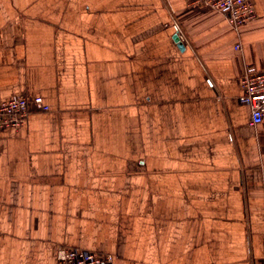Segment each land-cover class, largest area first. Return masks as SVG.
<instances>
[{
  "label": "crops",
  "instance_id": "1",
  "mask_svg": "<svg viewBox=\"0 0 264 264\" xmlns=\"http://www.w3.org/2000/svg\"><path fill=\"white\" fill-rule=\"evenodd\" d=\"M191 1L0 0V103L51 108L0 130V264H264V0Z\"/></svg>",
  "mask_w": 264,
  "mask_h": 264
},
{
  "label": "built area",
  "instance_id": "2",
  "mask_svg": "<svg viewBox=\"0 0 264 264\" xmlns=\"http://www.w3.org/2000/svg\"><path fill=\"white\" fill-rule=\"evenodd\" d=\"M191 5L207 6L228 16L230 23L239 28L253 21L257 12L253 0H192ZM239 102L250 109V124H264V70H248L241 78ZM50 106L40 96H15L0 103V130L20 128L33 110L49 112ZM58 264H115L110 253L97 254L82 248L60 247Z\"/></svg>",
  "mask_w": 264,
  "mask_h": 264
},
{
  "label": "water",
  "instance_id": "3",
  "mask_svg": "<svg viewBox=\"0 0 264 264\" xmlns=\"http://www.w3.org/2000/svg\"><path fill=\"white\" fill-rule=\"evenodd\" d=\"M175 40L178 43V47L183 50L184 49V44H183V42L180 41V38H179L178 34L175 36Z\"/></svg>",
  "mask_w": 264,
  "mask_h": 264
}]
</instances>
